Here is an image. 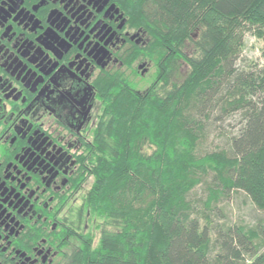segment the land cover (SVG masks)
Listing matches in <instances>:
<instances>
[{"label": "trees", "instance_id": "16d2710c", "mask_svg": "<svg viewBox=\"0 0 264 264\" xmlns=\"http://www.w3.org/2000/svg\"><path fill=\"white\" fill-rule=\"evenodd\" d=\"M125 8L150 34L142 52L156 71L143 90L117 76L103 84L79 223L58 264H264V225L201 224L189 198L212 172L206 205L242 189L264 210V67L238 64L246 32L264 35V0ZM180 59L188 71L174 80ZM236 112L241 125L227 146L198 152L212 115Z\"/></svg>", "mask_w": 264, "mask_h": 264}, {"label": "flooded vegetation", "instance_id": "af4514ba", "mask_svg": "<svg viewBox=\"0 0 264 264\" xmlns=\"http://www.w3.org/2000/svg\"><path fill=\"white\" fill-rule=\"evenodd\" d=\"M125 5L0 0V264L63 260L102 86L114 76L138 86L156 71L142 52L150 34Z\"/></svg>", "mask_w": 264, "mask_h": 264}, {"label": "rangeland", "instance_id": "374dc122", "mask_svg": "<svg viewBox=\"0 0 264 264\" xmlns=\"http://www.w3.org/2000/svg\"><path fill=\"white\" fill-rule=\"evenodd\" d=\"M244 41L243 49L238 58L239 66L243 67L245 71L251 68L264 67V35L249 30L245 34ZM187 71V63L180 59L174 80H181ZM150 80H153L152 74L141 79L138 87L142 90L145 89ZM214 114L207 122L204 134L199 141L198 152L200 153L223 146L226 147L229 136L237 133L240 128V113L222 115L218 119L214 118ZM215 181L213 173L210 172L189 194L194 206V215L199 218L201 224L210 222L213 227L217 223L257 225L259 227L264 225V210L259 209L242 189H234L217 202H213L210 206L206 205L204 200L208 193V187L214 185ZM88 225L93 226L90 222Z\"/></svg>", "mask_w": 264, "mask_h": 264}]
</instances>
